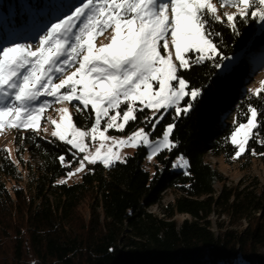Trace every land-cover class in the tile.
Masks as SVG:
<instances>
[{"label":"trees","instance_id":"1","mask_svg":"<svg viewBox=\"0 0 264 264\" xmlns=\"http://www.w3.org/2000/svg\"><path fill=\"white\" fill-rule=\"evenodd\" d=\"M55 1L0 0V42L17 41L18 15L28 22L44 6L49 17L61 7ZM236 23L239 35L226 22L214 25L223 56L243 53L226 74L213 61L180 71L189 90L200 89L201 95L185 98L192 103L186 114L173 109L158 125L157 136L165 125H175L176 147L156 155L153 172L143 169L146 149L139 147L109 167L89 165L79 182L59 183L79 156L64 142L33 131L22 133L17 163L0 151V264H264V182L241 179L229 186L206 159L213 154L245 166L254 159L264 163V129L239 157L230 139L246 122L250 103L264 112L255 91L245 90L253 83L249 66L263 46L264 26L251 17ZM89 113L75 111L76 125L90 127ZM145 116L147 110L138 112L128 128L144 124ZM179 157L187 161L184 170L174 168L182 163L175 162ZM168 191L174 199L161 205ZM155 206L160 214L148 211ZM178 215L190 219L178 222Z\"/></svg>","mask_w":264,"mask_h":264},{"label":"snow or ice","instance_id":"2","mask_svg":"<svg viewBox=\"0 0 264 264\" xmlns=\"http://www.w3.org/2000/svg\"><path fill=\"white\" fill-rule=\"evenodd\" d=\"M218 3L220 8L231 6L237 11L221 15L214 0H76L68 12L43 30L37 43L0 47V129L38 133L41 114L51 106L49 100L41 101L42 97L58 103L78 102L77 112H87L91 106L94 119L90 128L77 127L68 109L62 108L63 122L52 121L56 130L51 135L71 149L86 153L79 160L77 172L85 167V161L111 166L114 153L101 155L99 149L94 155L88 153L86 141L110 139L105 132H122L145 109L153 111L152 116H145L153 129L165 118L162 109L186 114L192 103L185 97L196 101L201 91L189 90L180 71L205 61H213L224 74L231 68L224 64L229 57L221 54L215 42L220 34L214 25L226 22L233 34L239 35L238 18L264 22V0ZM108 30L113 33L110 44L97 48L94 38ZM161 49L167 56L161 55ZM193 51L197 54L194 59L188 55ZM253 95L264 103V89ZM181 101L187 106L181 108ZM247 113L246 122L231 135V142L238 148L237 157L246 150L248 140L258 138L264 129V112L259 107L250 103ZM174 127L166 125L161 138L155 141L151 133L140 128L120 140L118 146L145 147L150 149L151 159L176 147L171 138ZM59 159L65 163L63 156ZM178 159L182 163L175 166L187 164L183 157Z\"/></svg>","mask_w":264,"mask_h":264},{"label":"rangeland","instance_id":"3","mask_svg":"<svg viewBox=\"0 0 264 264\" xmlns=\"http://www.w3.org/2000/svg\"><path fill=\"white\" fill-rule=\"evenodd\" d=\"M60 2L61 7H57L56 4ZM214 2H217V7L220 10L221 15H223L224 12H227L229 14L235 13L237 9L235 7L231 6H226L224 8H220V5L218 3V0H214ZM76 3V0H56L53 4V6L57 7V9L51 13L49 17H47V13L45 10L46 7H42L39 15H34V12H32V16L28 22L24 21L22 17L19 15L16 17V32L14 33L17 34L18 38L17 41L12 40L7 42L6 40L0 42V47L10 44V43H32L35 44L38 42V36L42 34L43 30L47 28V26L50 25L55 19L63 16L66 12H68L72 6ZM45 17V18H44ZM258 24L261 26H264V22L257 20ZM113 33L111 30H108L106 32L101 33L100 35L96 36L93 40L94 45L99 48L102 46H106L110 44L111 42V37ZM162 43V42H161ZM161 55L167 56V53L161 49ZM173 55H174V49ZM191 53H195L194 51ZM190 53H188L189 55ZM196 54V53H195ZM197 55V54H196ZM229 59L224 61V64H229L231 67L235 65L241 57H243V53L241 51L228 56ZM75 69L73 68L71 71H74ZM219 72L222 73V70L219 69ZM70 74V72H69ZM249 74H251L253 78V83L250 88L248 86L245 87V90L247 91H256L262 88V85L264 83V43L263 46L260 48V52L258 56L253 57L249 66ZM58 82V81H57ZM63 91V90H62ZM186 98V97H185ZM44 99H47L50 101V107L45 109L44 112L41 114V121H40V128L37 134L41 135L42 137L45 138H52V139H57L51 135V133L56 130V124H60L63 122V116L64 113L59 111L62 108H67L68 109V115L71 116L74 124L76 125L74 121V113L76 111V106L73 107L72 103H78V102H71V103H58L56 102L53 98H41V101ZM191 99V98H190ZM182 102V101H181ZM180 102V103H181ZM124 106H122L123 108ZM181 108H184L186 106H180ZM90 112L92 114V121L94 119V113L91 110V106H89ZM148 116L153 115L152 110H148ZM173 109H167V110H161V112L164 114V116L171 112ZM175 110V109H174ZM176 112V111H175ZM115 114V113H112ZM158 115V114H157ZM52 121H55L56 124H53ZM118 122H122L119 121ZM130 123V122H129ZM77 127H80L76 125ZM129 124L125 126V129L121 131H117L115 129H109L107 132H105V136L109 137L110 139L107 140H100L97 139L95 142L91 141H86V143L89 144L88 147V153L95 154L97 149L100 150L101 155H111L114 153V156L112 157L115 162H121L124 160V158L127 155L133 154L139 147H133V146H128V145H119L118 142L120 140L127 139L130 135H132L135 131H138L140 128H144L146 132L151 133L150 138L155 141L159 138H161L162 133L160 136H157L155 134L156 129L158 125L156 126L155 129L152 128L151 124L148 123L145 120L144 124L137 125L133 128H128ZM166 126V125H165ZM164 126V128H165ZM6 131H2L0 133V151L4 150L5 152L8 153L9 157L14 161L18 162V155L16 152V149L19 148L21 141L20 139L23 138L22 133L25 131H31V130H16L12 129L9 127H5ZM82 128V127H80ZM90 128V127H88ZM102 128H103V123H102ZM83 129V128H82ZM164 130V129H163ZM163 132V131H162ZM242 135V133H241ZM231 139V138H230ZM238 141L240 139V136L237 137ZM59 140V139H57ZM113 140L116 141V143L113 142ZM60 141V140H59ZM103 145V147H101ZM70 146V145H69ZM71 147V146H70ZM146 149V154L144 157L143 161V169L148 171V172H153L154 171V164L156 163V155H154L151 159L148 158V154L150 152V149ZM73 151L79 156V160L82 159L83 155L86 153H79L77 150L73 149ZM119 157V159H117ZM23 159H27L28 155L27 153L22 155ZM91 158V157H90ZM207 161L215 168L218 170L224 177H225V182L229 186H233L237 184L241 179L244 180L245 183H251L254 178H258L260 182H264V163L260 162L259 160L254 159L251 164L245 166L244 162H241V160H238L236 162H223L220 158L214 156L213 154H207L206 156ZM78 163L69 171L72 173V175L69 176V172L67 173L66 176L61 177L58 179L59 183H67V184H72L75 182H79L81 180V177L83 173L86 171L87 167L92 164H88L85 161V167L77 172L76 169L80 167ZM99 162V161H98ZM114 162V163H115ZM175 162H182L178 158L175 160ZM103 164V163H102ZM113 164V163H112ZM186 165L184 167H176L174 166L175 169H181L184 170ZM220 185L218 183L215 184V190L218 192L220 190ZM174 199V194L173 192H166L163 196V200L161 202V205H165L169 202H171ZM149 212L153 214H160V208L155 206L151 207ZM85 218L87 217V213H84ZM178 222L183 221L184 219H190L189 216L186 215H178L175 217ZM211 220L214 222L216 220L215 216L211 217ZM221 220L225 221V225H228V220L227 217L221 216ZM213 231L216 232V226L213 225L212 227ZM234 264H248L245 261L241 259H235Z\"/></svg>","mask_w":264,"mask_h":264},{"label":"bare ground","instance_id":"4","mask_svg":"<svg viewBox=\"0 0 264 264\" xmlns=\"http://www.w3.org/2000/svg\"><path fill=\"white\" fill-rule=\"evenodd\" d=\"M2 131H3V132L6 131V128L0 129V133H1Z\"/></svg>","mask_w":264,"mask_h":264}]
</instances>
